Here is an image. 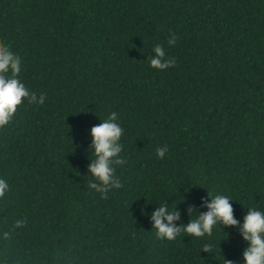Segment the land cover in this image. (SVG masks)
I'll return each mask as SVG.
<instances>
[{"label":"trees","instance_id":"obj_1","mask_svg":"<svg viewBox=\"0 0 264 264\" xmlns=\"http://www.w3.org/2000/svg\"><path fill=\"white\" fill-rule=\"evenodd\" d=\"M0 43L46 94L0 126V264H242L238 225L168 240L151 213L182 227L209 192L238 220L264 210V0H0ZM157 43L175 64L149 65ZM111 111L120 187L102 196L90 128Z\"/></svg>","mask_w":264,"mask_h":264},{"label":"clouds","instance_id":"obj_2","mask_svg":"<svg viewBox=\"0 0 264 264\" xmlns=\"http://www.w3.org/2000/svg\"><path fill=\"white\" fill-rule=\"evenodd\" d=\"M176 35L167 37V43L172 45L176 42ZM154 55L148 58L149 65L157 69H164L175 64V59L166 56L164 47L157 43L153 46ZM23 64L22 58L14 52L8 44L0 43V126L8 123L14 116L17 106L27 101L29 104H41L44 102L45 93L39 95L27 87L21 78ZM124 129L119 123V118L115 111L107 114L100 123L90 128L92 137V148L95 158L88 165L90 172L100 182L89 181V187L106 195L109 187H120L119 181L113 180V168L111 158L121 151V136ZM167 145L157 146L155 154L157 157H164ZM118 162H123L118 159ZM8 183L4 178H0V195L8 190ZM211 199L206 202L207 210L195 215L194 218L182 227L174 225L172 222L179 219V212L167 211L169 205L161 203L151 213L153 228L156 230L158 238L172 240L183 231L195 237L211 235L213 227L219 223L227 226L238 225L241 236L247 241L243 249L242 264H264V210L251 206L243 217L238 220L234 217L232 199L228 195L215 194L209 192ZM23 220L17 219L16 225H22ZM6 237L7 232L3 233ZM211 245H203V250H210ZM227 264H233L231 260H226Z\"/></svg>","mask_w":264,"mask_h":264}]
</instances>
